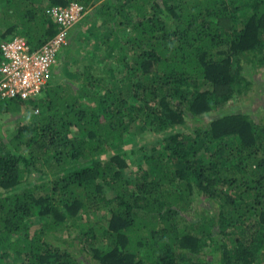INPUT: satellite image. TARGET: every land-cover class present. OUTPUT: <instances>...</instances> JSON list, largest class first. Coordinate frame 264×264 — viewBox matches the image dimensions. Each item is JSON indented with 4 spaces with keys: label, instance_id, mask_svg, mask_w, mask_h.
<instances>
[{
    "label": "trees",
    "instance_id": "trees-1",
    "mask_svg": "<svg viewBox=\"0 0 264 264\" xmlns=\"http://www.w3.org/2000/svg\"><path fill=\"white\" fill-rule=\"evenodd\" d=\"M93 1L0 0V38L40 48L55 33L48 8ZM98 7L109 31L99 49L121 50L109 82L87 70L78 85L55 84V66L36 100L0 101L2 115L33 112L9 138L0 125V252L21 264H264V120L231 109L204 120L264 66V0ZM189 120L192 131L167 136L135 174L115 152L136 123L162 132ZM102 211L107 226L86 220Z\"/></svg>",
    "mask_w": 264,
    "mask_h": 264
},
{
    "label": "rangeland",
    "instance_id": "rangeland-1",
    "mask_svg": "<svg viewBox=\"0 0 264 264\" xmlns=\"http://www.w3.org/2000/svg\"><path fill=\"white\" fill-rule=\"evenodd\" d=\"M103 0H94L86 8H88L85 18L71 31L68 35L67 45L64 48L63 54L56 62V78L55 84H60L67 80L75 85H78L79 74L89 71L91 74L106 76L107 82L110 81V73L108 71L119 68L115 58L121 54L120 49L111 51L99 49V37L109 31L100 28L101 21L99 20V3ZM127 32V31H126ZM0 29V36L2 35ZM18 33L17 30L13 32ZM124 33H117L115 38H124ZM1 39V38H0ZM72 40V42H71ZM2 41V39H1ZM0 41V42H1ZM117 74V77H120ZM254 84L246 94L239 97L237 100L231 101L228 105L220 108H215L205 117V121L215 119L222 113H227L231 110L239 112H247L250 117L256 121L264 120V66L253 74ZM33 113L27 106H15L13 111L8 114H0V125H2L6 138L14 134L17 125L27 120V115ZM207 118V119H206ZM193 123L189 120L179 127L166 129L162 132H157L155 127H148L139 123L131 126L129 132L122 140L115 145V152L120 154L128 164L129 171L135 172L146 167V159L152 158L155 162L162 151V143L167 136L175 133H190ZM110 152V156L113 155ZM108 155V156H109ZM164 157L166 154H163ZM40 182V181H39ZM38 184V182H37ZM23 187H19L15 192L20 191ZM106 196L111 197L113 194L105 189ZM195 206L206 207L205 201L201 200ZM40 208L36 211L38 214ZM110 216L106 211L97 212L87 216L89 222H99L103 226H107ZM40 218L35 217L28 221V227L31 235H36L41 230ZM77 232V230H76ZM68 236V233L66 234ZM23 256L14 254L10 251L0 252V264H21Z\"/></svg>",
    "mask_w": 264,
    "mask_h": 264
},
{
    "label": "built area",
    "instance_id": "built-area-1",
    "mask_svg": "<svg viewBox=\"0 0 264 264\" xmlns=\"http://www.w3.org/2000/svg\"><path fill=\"white\" fill-rule=\"evenodd\" d=\"M55 25L54 36L32 49L23 37L0 42V101L28 102L39 98L49 86L57 58L66 47L68 35L87 14L77 3L46 11Z\"/></svg>",
    "mask_w": 264,
    "mask_h": 264
}]
</instances>
